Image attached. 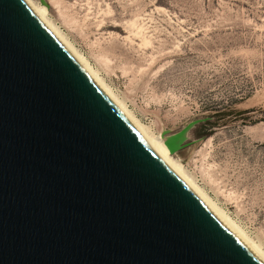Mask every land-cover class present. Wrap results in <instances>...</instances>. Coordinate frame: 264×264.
Listing matches in <instances>:
<instances>
[{
  "label": "water",
  "instance_id": "1",
  "mask_svg": "<svg viewBox=\"0 0 264 264\" xmlns=\"http://www.w3.org/2000/svg\"><path fill=\"white\" fill-rule=\"evenodd\" d=\"M0 264H264L25 0H0Z\"/></svg>",
  "mask_w": 264,
  "mask_h": 264
},
{
  "label": "rangeland",
  "instance_id": "2",
  "mask_svg": "<svg viewBox=\"0 0 264 264\" xmlns=\"http://www.w3.org/2000/svg\"><path fill=\"white\" fill-rule=\"evenodd\" d=\"M264 250V0H32Z\"/></svg>",
  "mask_w": 264,
  "mask_h": 264
},
{
  "label": "bare ground",
  "instance_id": "3",
  "mask_svg": "<svg viewBox=\"0 0 264 264\" xmlns=\"http://www.w3.org/2000/svg\"><path fill=\"white\" fill-rule=\"evenodd\" d=\"M36 15L50 29V31L65 45V47L74 56L77 62L89 75V77L99 86L108 99L120 110L123 116L138 131L145 142L153 151L167 163L183 181L197 194V196L207 205V207L230 229L232 230L264 263V250L261 245L247 235L244 230L220 207L193 179L192 175L171 156V152L166 145L168 136L160 134L159 138L144 124H142L127 107L122 103L119 97L112 91L110 86L99 76L97 71L89 64L87 59L73 46L65 34L55 25L47 16L46 8L40 3L32 0H25Z\"/></svg>",
  "mask_w": 264,
  "mask_h": 264
},
{
  "label": "trees",
  "instance_id": "4",
  "mask_svg": "<svg viewBox=\"0 0 264 264\" xmlns=\"http://www.w3.org/2000/svg\"><path fill=\"white\" fill-rule=\"evenodd\" d=\"M197 125V124H196Z\"/></svg>",
  "mask_w": 264,
  "mask_h": 264
}]
</instances>
